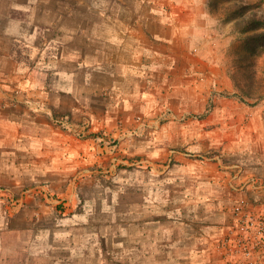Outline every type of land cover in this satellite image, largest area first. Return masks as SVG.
<instances>
[{"label":"rangeland","instance_id":"374dc122","mask_svg":"<svg viewBox=\"0 0 264 264\" xmlns=\"http://www.w3.org/2000/svg\"><path fill=\"white\" fill-rule=\"evenodd\" d=\"M136 1L0 0V125L27 112L20 82L36 81L38 72L58 69L62 47L70 60L93 55L96 42L62 35L108 32L110 17L123 28L131 14L124 7ZM187 1L206 12L210 35L205 40L197 34L196 39L201 38L194 46L212 51L217 80L225 79L227 89H214L201 108L173 114L176 134L168 141L165 157L151 161L115 148L112 164L135 168L149 178L143 192H115L110 199L92 202V210L78 223L82 227L69 232L62 248L34 244L37 259L52 258L57 264H264V39L248 38L263 32L264 25L246 29L254 15L264 22V0ZM141 8L139 15L146 12ZM74 48L81 51L73 53ZM183 128L193 134L181 137L178 131ZM178 153L189 169L182 168L178 183L172 179L157 186L160 176L172 177ZM207 164H214L219 174L215 185L193 179L201 171L208 174ZM206 185L229 193L228 198L218 206L215 200L194 195ZM3 188L10 190L0 185ZM82 203L76 200L69 213H82ZM1 204L12 210L23 206ZM14 245L4 255L18 259L24 253L22 244Z\"/></svg>","mask_w":264,"mask_h":264},{"label":"crops","instance_id":"0c3cea01","mask_svg":"<svg viewBox=\"0 0 264 264\" xmlns=\"http://www.w3.org/2000/svg\"><path fill=\"white\" fill-rule=\"evenodd\" d=\"M142 6L146 12L139 15ZM124 8L131 14L123 28L110 17L108 32L62 35L96 42L91 57L76 55L70 60L62 47L58 69L38 72L36 81L20 82L27 112L0 125V185L8 186L23 206L12 210L0 202V264H57L52 258L37 259L34 244L62 248L69 232L82 227L78 223L92 210V202L110 199L115 192H143L149 180L135 168L112 164L113 150L151 161L165 157L168 141L176 134L173 114L201 108L214 89L228 87L225 79L217 80L212 51L194 46V41L210 35L204 9L187 0H138ZM80 51L72 49L76 54ZM190 131L178 132L187 138L193 134ZM182 157V153L175 156L178 164L172 177L160 176L157 186L182 179V168L190 166ZM213 165L204 167L208 174L201 171L193 179L215 185L219 174ZM215 188L206 185L194 195L215 200L219 206L229 193ZM41 189L66 203L49 204ZM76 200L84 202L83 212L70 214ZM12 242L13 249L22 244L24 253L18 259L4 255Z\"/></svg>","mask_w":264,"mask_h":264},{"label":"built area","instance_id":"2783aa9c","mask_svg":"<svg viewBox=\"0 0 264 264\" xmlns=\"http://www.w3.org/2000/svg\"><path fill=\"white\" fill-rule=\"evenodd\" d=\"M115 160V159H113ZM120 163H122V160H119ZM135 164H139V162H134ZM41 192L44 195L45 200L49 202H54L56 205H62L59 200H56L50 192L47 190L41 189ZM20 200V199H19ZM18 198H16L12 192L6 188L0 189V202H6L9 206L12 207H19L22 205V202L19 201Z\"/></svg>","mask_w":264,"mask_h":264},{"label":"trees","instance_id":"16d2710c","mask_svg":"<svg viewBox=\"0 0 264 264\" xmlns=\"http://www.w3.org/2000/svg\"><path fill=\"white\" fill-rule=\"evenodd\" d=\"M254 17H256V16L254 15V16L249 20V22H248V21L246 22V25H247L246 29H249V28H257L258 25H260V26L264 25V22H263V21H261V20H257V21H256ZM253 24H254V25H253ZM248 38H260V39H264V31L261 32V33L255 34V35H253V36H250V37H248Z\"/></svg>","mask_w":264,"mask_h":264}]
</instances>
